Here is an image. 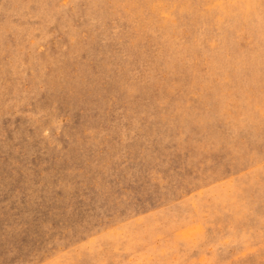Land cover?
<instances>
[{
	"label": "rangeland",
	"instance_id": "rangeland-1",
	"mask_svg": "<svg viewBox=\"0 0 264 264\" xmlns=\"http://www.w3.org/2000/svg\"><path fill=\"white\" fill-rule=\"evenodd\" d=\"M0 264H264V0H0Z\"/></svg>",
	"mask_w": 264,
	"mask_h": 264
}]
</instances>
